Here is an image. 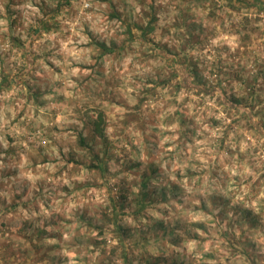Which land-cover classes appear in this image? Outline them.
Wrapping results in <instances>:
<instances>
[{"label":"clouds","instance_id":"1","mask_svg":"<svg viewBox=\"0 0 264 264\" xmlns=\"http://www.w3.org/2000/svg\"><path fill=\"white\" fill-rule=\"evenodd\" d=\"M0 264H264V0H0Z\"/></svg>","mask_w":264,"mask_h":264}]
</instances>
